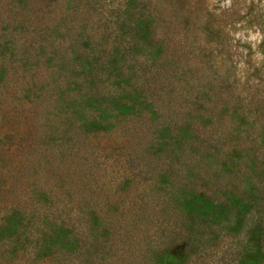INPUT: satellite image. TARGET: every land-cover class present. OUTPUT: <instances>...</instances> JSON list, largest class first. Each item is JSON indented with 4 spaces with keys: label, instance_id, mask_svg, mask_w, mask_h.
<instances>
[{
    "label": "rangeland",
    "instance_id": "obj_1",
    "mask_svg": "<svg viewBox=\"0 0 264 264\" xmlns=\"http://www.w3.org/2000/svg\"><path fill=\"white\" fill-rule=\"evenodd\" d=\"M67 1L30 0L29 5V0H0V62L11 54L22 58L27 49L29 63L16 64L24 65L30 80L21 84L16 74L12 84L0 81V218L15 209L26 211L41 233L48 230V221L79 223L95 209L126 220L133 230L134 251L146 247L147 235L148 241L181 256L188 248L187 235L174 199L182 185L217 200L230 182L248 188L251 169L264 186V60L256 59L257 53L264 55V40L253 49L251 42L236 36L247 37L249 30L264 36V0H232L230 7H221L225 0H89V8L86 0H74V9L63 17ZM128 7L136 18L131 20ZM43 8L52 11L50 17L60 27L53 39L65 41L63 52L70 62L61 54L52 60L49 50L40 54V33L47 25L41 21ZM139 15L153 20L177 65L149 90L160 117H113L114 129L88 132L70 107L55 102L80 87L86 90V78L73 66L80 63V49L72 45L84 43L80 35L85 26L91 33L100 25L122 35L123 29L129 30L123 22L134 23ZM128 39L125 35L119 40ZM8 40L14 43L6 50ZM106 78L98 80L101 89L109 84ZM165 121L172 132L160 131ZM180 127L181 144L176 137ZM241 140L248 152L235 151ZM232 150L241 169L238 178L231 162L222 165ZM203 153L206 162H200ZM215 172L221 177H214ZM93 241L87 239L91 244L84 255H70L69 264H111L117 256L112 259V251L109 255V247L101 244L93 256ZM230 243L215 240L206 252L208 263L226 264L221 259L231 251ZM43 262L22 255L0 257V264H47ZM194 263L201 258L195 257Z\"/></svg>",
    "mask_w": 264,
    "mask_h": 264
},
{
    "label": "trees",
    "instance_id": "obj_2",
    "mask_svg": "<svg viewBox=\"0 0 264 264\" xmlns=\"http://www.w3.org/2000/svg\"><path fill=\"white\" fill-rule=\"evenodd\" d=\"M23 1L28 0H21ZM73 1L66 2L67 9H62L63 17H68L69 9H74L70 7ZM86 3L89 8L91 1L86 0ZM26 4L31 5L32 2L29 0ZM128 9L131 10V20L136 18L137 13L132 11V7ZM41 12V21H46L47 25L42 31L44 33H40L39 42L42 49L40 54H46L49 50L53 55L52 60L55 54H61L64 61L70 62L71 59L63 52L66 50L62 47L65 41L53 39L60 27L53 23L55 19L50 17L52 11L43 8ZM123 25L129 30L123 29L124 34L116 36L110 34L107 29H100V25L93 29L95 33L88 31L85 26L80 35L81 38H85L84 43L72 45L73 49H80L78 60L80 63L75 62L73 66L75 70L80 68V74L86 78V90L80 87L77 93L66 95L67 99L64 97L56 99L55 102L62 100L61 105L66 104L70 107L74 118L81 121L88 132L114 129L117 123L111 120L113 117L119 121L129 116L150 121L158 119L161 114L160 106L155 105L154 100L157 99L149 90L154 91L163 83V77L171 74L170 69L175 71L174 68L177 66L171 62L168 44L156 34L157 27L152 19H145L139 15L134 23L127 21L123 22ZM125 35L130 36L128 43L119 40ZM12 43L13 40L5 41L6 50ZM165 53L166 56L163 57ZM14 57L11 54L1 60L0 81L12 84L17 74L19 83L26 84L30 81L26 76L28 71L24 65H17L16 62L29 63L28 50H24L22 58ZM160 60L162 61L159 62ZM105 75L109 84L101 89L98 80L103 81ZM19 83L14 92L18 91ZM74 83L77 84L76 81ZM164 126L160 131L172 132L171 123L165 121ZM177 131L176 137L181 144L180 133L183 130L180 127ZM235 147L236 152L241 150L248 152L249 149L247 142L243 140ZM201 156L200 162H206L207 155L203 153ZM234 159L232 150L229 161H224L222 165L229 167L231 162V166L237 168L238 178L241 169L237 166L238 163L233 162ZM252 164V168L254 167L258 173L254 162ZM212 165L213 163H210V170L211 168L214 170ZM216 170L219 171L218 168ZM249 171L251 172L247 177L248 188H241L237 183L230 182L229 186L225 185L220 199L217 200L188 184L182 185L180 194L174 199L175 209L187 235L188 248L181 256L173 254L162 244L148 241L147 235L143 238L146 247L134 251L133 230L127 228L124 218L111 213L102 215L99 211L91 209L90 219L79 223L73 220L48 221V230L38 233L39 227H36L34 219L28 212L15 209L0 218V257L7 258L9 255L14 258L22 255L23 258H32L34 261H44L43 263L47 264H69L70 255L75 253L84 255L91 244L86 242L87 239L94 238V245L91 246L96 248L92 255L96 256L97 252L101 251L99 247L97 248L101 244L103 248L109 247V255L112 251L110 255L112 259L117 256L113 260L118 261V264H197L194 263L195 257L201 258L199 264H209L207 250L213 249L215 240L226 238L231 241L227 247L232 249L221 259L223 263L264 264V186L257 178L258 175L251 169L248 173ZM214 175L221 177L217 172ZM102 237L106 238L105 241ZM232 241L236 243L233 244ZM102 260L108 261V258L104 256ZM113 260L111 264H115Z\"/></svg>",
    "mask_w": 264,
    "mask_h": 264
},
{
    "label": "clouds",
    "instance_id": "obj_3",
    "mask_svg": "<svg viewBox=\"0 0 264 264\" xmlns=\"http://www.w3.org/2000/svg\"><path fill=\"white\" fill-rule=\"evenodd\" d=\"M231 3H232V0H225V2L223 4H221V7H230ZM236 36H237L238 39L246 40L248 42H251L252 46H253V49L256 48V45L261 40H264V36H262L259 31H256L255 33H253V32H251V30H249L247 37L244 36V33H237ZM256 59L257 60H264V55H261L260 53H257ZM240 67L243 68L244 65L241 64Z\"/></svg>",
    "mask_w": 264,
    "mask_h": 264
}]
</instances>
